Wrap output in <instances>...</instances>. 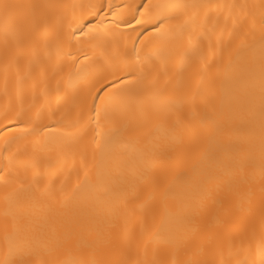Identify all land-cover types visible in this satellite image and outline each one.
<instances>
[{
    "label": "bare ground",
    "instance_id": "bare-ground-1",
    "mask_svg": "<svg viewBox=\"0 0 264 264\" xmlns=\"http://www.w3.org/2000/svg\"><path fill=\"white\" fill-rule=\"evenodd\" d=\"M0 264H264V0H0Z\"/></svg>",
    "mask_w": 264,
    "mask_h": 264
}]
</instances>
